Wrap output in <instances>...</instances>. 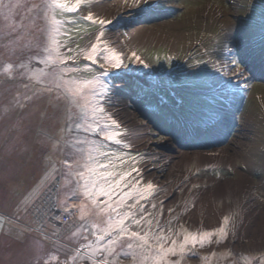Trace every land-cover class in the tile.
Listing matches in <instances>:
<instances>
[{
    "label": "rangeland",
    "instance_id": "rangeland-1",
    "mask_svg": "<svg viewBox=\"0 0 264 264\" xmlns=\"http://www.w3.org/2000/svg\"><path fill=\"white\" fill-rule=\"evenodd\" d=\"M32 2L40 0H27ZM93 2L96 12L115 20L106 30L112 45L126 54L136 51L151 65L146 70L129 61V68L121 70L113 81L112 111L131 130L133 152L147 151L150 145V152L161 157L156 167L145 172L159 185L155 202L164 201L161 223H167L168 209L175 208L174 227L183 224L189 231H211L225 215L240 211L235 235L197 247L182 264H237V260L243 264L241 257L257 264L264 258V47L260 44L264 0H166L164 7L153 4L139 11L127 7L124 0ZM30 17L21 8L7 21L23 25V39L20 48L8 49L0 40V65L9 58L33 55L34 50L24 45L45 42V21L33 25ZM5 23L0 17V28ZM169 23L183 29L177 44L166 32L143 44L132 43V33ZM93 30L74 31L72 37L83 46L86 33ZM226 36L231 37V55L242 61L246 79L228 82L210 63L202 62L229 59L218 50ZM36 87L28 80L0 75V217L4 221L0 264H34L37 245L41 254L59 251L64 259L76 246L69 237L81 223L79 197L74 198L75 206L68 201L70 220L61 219L67 216L61 201L71 195V186L62 175L67 150L63 141H56L65 127L68 106L55 93L33 95ZM25 95L32 99L19 106L15 98L23 100ZM160 108L169 118L161 122L149 116L152 122L145 127L141 122L146 114ZM206 116L211 118L205 121ZM153 132L166 136V141L151 138ZM254 149L260 151L258 155L252 154ZM217 150L226 151L228 160L209 157L202 165L197 159ZM193 183L200 185L195 198L188 194ZM54 203L60 212L51 216ZM87 211H92L90 205Z\"/></svg>",
    "mask_w": 264,
    "mask_h": 264
},
{
    "label": "snow or ice",
    "instance_id": "snow-or-ice-1",
    "mask_svg": "<svg viewBox=\"0 0 264 264\" xmlns=\"http://www.w3.org/2000/svg\"><path fill=\"white\" fill-rule=\"evenodd\" d=\"M165 3L166 0H124L127 7L136 11L153 4L164 7ZM21 8L31 14V24L41 19L45 21L46 40L42 45L39 42L24 45L34 50V54L19 60L9 58L0 65V75L8 80L30 81L38 86L33 95L55 93L57 99L66 102L67 121L56 143L63 141L67 150L62 175L71 186V195L61 201V205L67 218H71L73 213L68 201L75 206L74 198L79 197L81 221L69 237L76 245L71 255H65L64 259L59 251L43 255L37 245L34 264H182L186 255L197 247L203 249L208 244H219L235 235L240 211L225 215L221 225L211 231H189L183 224L174 227L177 217L171 214L175 208L168 209L169 219L166 224L161 223L164 201L160 200L159 205L155 202L159 185L145 176L161 157L150 152V145L147 151L136 149L133 152L136 146L130 139L131 130L112 111L113 81L121 70L129 68V61L146 70L151 65L136 51L126 54L112 45L106 30L114 24V18L96 12L93 0H40L31 4L27 0L24 3L0 0V17L6 22L0 28V40L5 41L6 49L13 45L21 47L23 25L7 23ZM87 28L94 30L86 33V43L81 46L72 34ZM230 39L224 37L218 49L228 54L229 59L216 57L202 62L210 63L212 70L228 82L246 79L242 61L231 55ZM250 42L255 43L254 37ZM260 44L264 47V25ZM15 99L23 106L32 97L25 95L23 100L19 96ZM149 116L163 122L169 118V113L164 108L157 113H147L141 122L145 127L152 122ZM210 118L206 116L205 121ZM151 138L160 142L167 139L156 132ZM184 180L188 181V177ZM199 187V184H191L188 194L195 198ZM178 190L184 191V188ZM192 206H195L194 199ZM3 222L0 217V228ZM240 259L243 264H252L245 257ZM257 264H264V258Z\"/></svg>",
    "mask_w": 264,
    "mask_h": 264
},
{
    "label": "bare ground",
    "instance_id": "bare-ground-1",
    "mask_svg": "<svg viewBox=\"0 0 264 264\" xmlns=\"http://www.w3.org/2000/svg\"><path fill=\"white\" fill-rule=\"evenodd\" d=\"M160 32H166L168 37H171L175 43L177 44V42L181 39V33L183 32V29H181L180 27H178L175 23H169V24H162L161 26H158L156 28H154L151 31H141V32H137V33H132V43L134 45H139V44H143L145 42H149L151 41L155 36H158L157 34ZM259 150L254 149L253 151V155H258L259 154ZM199 160H201V164L202 165H206V160L209 157H214L219 161L222 160H228L229 158V154L224 151V150H217L215 152L209 153V154H199L197 155ZM183 164L187 165L186 160H183ZM212 179L206 178V182H212Z\"/></svg>",
    "mask_w": 264,
    "mask_h": 264
},
{
    "label": "trees",
    "instance_id": "trees-1",
    "mask_svg": "<svg viewBox=\"0 0 264 264\" xmlns=\"http://www.w3.org/2000/svg\"><path fill=\"white\" fill-rule=\"evenodd\" d=\"M56 203V202H55ZM54 203V204H55ZM57 206H56V204L55 205H51V208H50V210H49V213L51 214V216H52V214L53 213H58V212H60V210L59 209H57L56 208ZM63 217V219H62V221L63 222H68L69 220H70V218H67V216H62Z\"/></svg>",
    "mask_w": 264,
    "mask_h": 264
}]
</instances>
